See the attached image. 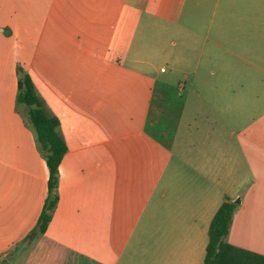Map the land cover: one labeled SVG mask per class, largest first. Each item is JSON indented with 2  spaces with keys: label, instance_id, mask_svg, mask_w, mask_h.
<instances>
[{
  "label": "crops",
  "instance_id": "0c3cea01",
  "mask_svg": "<svg viewBox=\"0 0 264 264\" xmlns=\"http://www.w3.org/2000/svg\"><path fill=\"white\" fill-rule=\"evenodd\" d=\"M18 70L67 151L6 260L47 197ZM217 108L260 114L237 133ZM224 201L226 242L264 255V0H0V264H202Z\"/></svg>",
  "mask_w": 264,
  "mask_h": 264
},
{
  "label": "trees",
  "instance_id": "16d2710c",
  "mask_svg": "<svg viewBox=\"0 0 264 264\" xmlns=\"http://www.w3.org/2000/svg\"><path fill=\"white\" fill-rule=\"evenodd\" d=\"M16 102L26 112L27 121L33 127L38 146L43 153L48 169L47 197L34 228L11 252L16 256L39 236L44 234L58 202V168L67 151L66 143L59 130V121L38 95L30 77L18 70ZM235 204L224 201L213 216L208 227V240L202 264H264V255L236 247L225 238ZM14 256V257H15Z\"/></svg>",
  "mask_w": 264,
  "mask_h": 264
},
{
  "label": "rangeland",
  "instance_id": "374dc122",
  "mask_svg": "<svg viewBox=\"0 0 264 264\" xmlns=\"http://www.w3.org/2000/svg\"><path fill=\"white\" fill-rule=\"evenodd\" d=\"M20 109L25 115L24 108L20 106ZM220 109L221 108H217V112L214 111V110H216V109H214L213 111L216 113L211 111L210 115H214V117H219L220 121H222V122H220L221 125L226 126L227 128H231L234 130V132H237V133L242 131L244 125L253 124V123L257 122V119H258L259 114H260L259 111L256 112L258 108H242V109H240V111L237 115V118H236L230 112V108H225L224 112H220ZM208 114L209 113H207V111H204L202 114V118L209 116ZM232 118H233V120L230 121ZM224 120H226L227 122H224ZM239 199H240L239 196H236L234 198L235 202H238ZM9 256L10 255H8L6 257V260L9 259ZM19 261H20V259L16 262V264H18Z\"/></svg>",
  "mask_w": 264,
  "mask_h": 264
}]
</instances>
